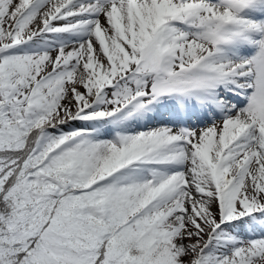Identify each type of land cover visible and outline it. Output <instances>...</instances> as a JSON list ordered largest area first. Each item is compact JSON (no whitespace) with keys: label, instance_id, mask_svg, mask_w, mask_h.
<instances>
[{"label":"snow or ice","instance_id":"1","mask_svg":"<svg viewBox=\"0 0 264 264\" xmlns=\"http://www.w3.org/2000/svg\"><path fill=\"white\" fill-rule=\"evenodd\" d=\"M0 264H264V0H0Z\"/></svg>","mask_w":264,"mask_h":264}]
</instances>
